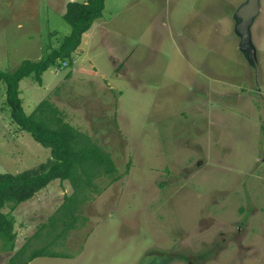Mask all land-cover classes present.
I'll return each mask as SVG.
<instances>
[{
    "label": "rangeland",
    "instance_id": "1",
    "mask_svg": "<svg viewBox=\"0 0 264 264\" xmlns=\"http://www.w3.org/2000/svg\"><path fill=\"white\" fill-rule=\"evenodd\" d=\"M70 1L85 0H0V69L58 48ZM244 2L105 0L83 53L41 84L20 80L26 114L47 101L115 171L93 179L99 192L86 190L74 218L67 180L6 205L14 238L0 239V264H264V0L250 54L236 30ZM5 90L0 173L48 167Z\"/></svg>",
    "mask_w": 264,
    "mask_h": 264
},
{
    "label": "trees",
    "instance_id": "2",
    "mask_svg": "<svg viewBox=\"0 0 264 264\" xmlns=\"http://www.w3.org/2000/svg\"><path fill=\"white\" fill-rule=\"evenodd\" d=\"M104 2L105 0L68 2L63 17L71 31L61 40L58 48L37 61L23 60L11 72L0 69V81H4L6 85L5 103L10 110L12 121L21 130L28 132L35 141L48 148L54 160L48 167L40 165L14 174L0 173V239L7 242L13 241L14 234L12 220L3 212L6 205L13 208L31 199L54 179L67 180L73 185L76 193L65 197L62 209L65 214L69 213L70 217L74 218L79 203L87 197L86 190L93 186V191L99 192L93 179L102 173L111 175L115 171L108 155L90 143L88 137L65 122L54 106L43 100L36 105L32 113L26 114L19 96L21 79L31 77L41 84V76L48 68L59 67L66 60L72 61V54L80 45L82 35L101 17ZM54 224L55 218L50 222V225ZM42 254V250H35L29 260Z\"/></svg>",
    "mask_w": 264,
    "mask_h": 264
},
{
    "label": "water",
    "instance_id": "3",
    "mask_svg": "<svg viewBox=\"0 0 264 264\" xmlns=\"http://www.w3.org/2000/svg\"><path fill=\"white\" fill-rule=\"evenodd\" d=\"M260 10L259 0H246L235 11L237 23L236 30L240 35L239 48L250 54L252 51V44L250 42L251 36L249 28L253 24L254 19ZM250 51V52H249Z\"/></svg>",
    "mask_w": 264,
    "mask_h": 264
},
{
    "label": "crops",
    "instance_id": "4",
    "mask_svg": "<svg viewBox=\"0 0 264 264\" xmlns=\"http://www.w3.org/2000/svg\"><path fill=\"white\" fill-rule=\"evenodd\" d=\"M260 11H261V6H260V10H259V13H260ZM258 13V14H259ZM258 16V15H257ZM256 16V17H257ZM255 20V19H254ZM96 26V25H95ZM85 37H87L88 38V34L85 32L84 34H83V36H82V39H81V43H80V45L78 46V48L75 50V52H76V54L78 55V54H81V53H83V49H84V47H82V45L85 43V41H84V39H85ZM74 52V53H75Z\"/></svg>",
    "mask_w": 264,
    "mask_h": 264
}]
</instances>
